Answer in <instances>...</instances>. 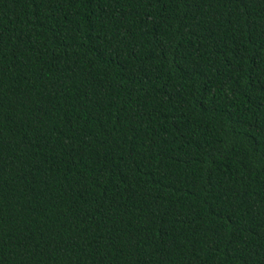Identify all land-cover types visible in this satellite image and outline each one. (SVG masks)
I'll list each match as a JSON object with an SVG mask.
<instances>
[{"label": "trees", "instance_id": "obj_1", "mask_svg": "<svg viewBox=\"0 0 264 264\" xmlns=\"http://www.w3.org/2000/svg\"><path fill=\"white\" fill-rule=\"evenodd\" d=\"M0 264H264V0H0Z\"/></svg>", "mask_w": 264, "mask_h": 264}]
</instances>
